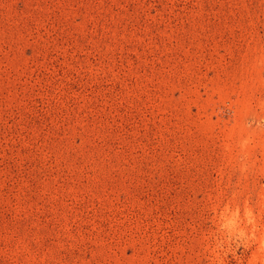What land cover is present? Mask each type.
I'll return each mask as SVG.
<instances>
[{"label": "rangeland", "instance_id": "374dc122", "mask_svg": "<svg viewBox=\"0 0 264 264\" xmlns=\"http://www.w3.org/2000/svg\"><path fill=\"white\" fill-rule=\"evenodd\" d=\"M0 264H264V0H0Z\"/></svg>", "mask_w": 264, "mask_h": 264}]
</instances>
